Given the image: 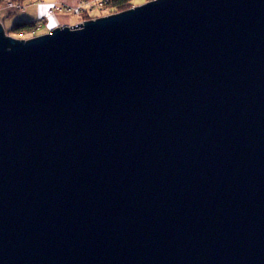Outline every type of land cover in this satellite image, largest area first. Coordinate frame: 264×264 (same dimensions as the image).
Masks as SVG:
<instances>
[{"label": "water", "instance_id": "obj_1", "mask_svg": "<svg viewBox=\"0 0 264 264\" xmlns=\"http://www.w3.org/2000/svg\"><path fill=\"white\" fill-rule=\"evenodd\" d=\"M0 264H264V0L0 23Z\"/></svg>", "mask_w": 264, "mask_h": 264}, {"label": "rangeland", "instance_id": "obj_2", "mask_svg": "<svg viewBox=\"0 0 264 264\" xmlns=\"http://www.w3.org/2000/svg\"><path fill=\"white\" fill-rule=\"evenodd\" d=\"M95 0H44L43 2H34L33 0L16 1V0H4L0 5V23L4 28L5 35L15 39H30L38 37L40 35L49 34L53 31V26L46 21L48 5L54 4L55 12L59 16L56 26L54 27H67L83 23L87 19H83L85 14H89L93 17L102 16L101 14H111L108 11V5L106 1L103 3L107 8L102 11L98 10L95 6L90 4ZM100 1V0H99ZM112 2V0H110ZM153 0H134L131 8L136 5H143ZM110 2V3H111ZM50 3V4H49ZM89 4V5H88ZM26 6V7H24ZM93 8V9H92ZM107 9V10H106ZM101 18V17H100ZM35 21L38 27L33 33H28L21 37H17L16 34H10L8 30L11 29L15 22L19 21Z\"/></svg>", "mask_w": 264, "mask_h": 264}, {"label": "trees", "instance_id": "obj_3", "mask_svg": "<svg viewBox=\"0 0 264 264\" xmlns=\"http://www.w3.org/2000/svg\"><path fill=\"white\" fill-rule=\"evenodd\" d=\"M25 1V0H20ZM134 0H112V2L109 4V7L107 8L109 12L116 13L118 11H125L131 8V5L133 4ZM4 2V0H0V5ZM89 14H85L83 16V19H89ZM38 27L37 24H35V21H19L15 22L13 26L11 27L8 32L12 34H16L17 37H21L23 35H26L28 33H33L35 29Z\"/></svg>", "mask_w": 264, "mask_h": 264}, {"label": "bare ground", "instance_id": "obj_4", "mask_svg": "<svg viewBox=\"0 0 264 264\" xmlns=\"http://www.w3.org/2000/svg\"><path fill=\"white\" fill-rule=\"evenodd\" d=\"M16 1H20V0H16ZM25 1H27V0H25ZM33 1L40 3V2H43L44 0H33ZM105 1L107 3H109V4L111 2L110 0H100V1L99 0H95V1L91 2L90 4H92L93 6H95L98 10L102 11L104 8H107L106 5L103 4ZM137 6H140V5H136L134 7H137ZM24 7H26V6H24ZM134 7H132V8H134ZM132 8H130V9H132ZM130 9H128V10H130ZM125 11H127V10H125ZM121 12H124V11H118L116 13H111V14H103L102 13L101 14L102 16H100V17L102 18V17H106V16H109V15H113V14H119ZM100 17H97V16L93 17L91 15V17L89 19L85 20V21L96 20V19H98ZM58 19H59V16L55 12V6H54V4L48 5L47 16H46V20L47 21L46 22L49 23V24H51L53 26V30H55L57 28V27H54V26H56V23L55 22H57Z\"/></svg>", "mask_w": 264, "mask_h": 264}]
</instances>
